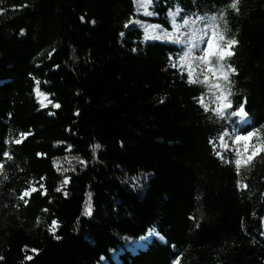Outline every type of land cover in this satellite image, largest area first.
Returning a JSON list of instances; mask_svg holds the SVG:
<instances>
[{
  "label": "trees",
  "instance_id": "trees-1",
  "mask_svg": "<svg viewBox=\"0 0 264 264\" xmlns=\"http://www.w3.org/2000/svg\"><path fill=\"white\" fill-rule=\"evenodd\" d=\"M228 3L165 0L143 19L170 29L176 4L194 18ZM239 8L227 15L239 40L228 61L238 69L233 103L246 98L264 134V0ZM0 9V149L13 154L0 174V264H173L181 253L180 264H264V153L239 174L216 155L209 141L217 147L233 121L206 112L205 87L170 66L178 46L128 24L133 0H0ZM37 88L61 107L43 108ZM30 182L40 190L25 205ZM151 231L163 239L137 247Z\"/></svg>",
  "mask_w": 264,
  "mask_h": 264
},
{
  "label": "snow or ice",
  "instance_id": "snow-or-ice-1",
  "mask_svg": "<svg viewBox=\"0 0 264 264\" xmlns=\"http://www.w3.org/2000/svg\"><path fill=\"white\" fill-rule=\"evenodd\" d=\"M165 2V0H133L135 11L146 16L157 15L156 5ZM240 0H230V3L224 5L217 13L208 15L193 14L194 18H190L187 14H183L184 10L178 4L174 8L170 7L167 11L166 21L170 25V29H165L162 25L153 26V35H147V39L164 40L172 45H179V49L169 57L170 66L177 69L181 77L187 74V83L204 85L206 90L211 93L213 97L214 108H211L212 114L219 119L236 118L240 121V131H232V143L237 145L232 148V158L226 159L224 152L228 151V145L225 143L224 136L227 133L219 135V142L222 151H216V144L214 141L209 142L213 144V150L216 155L225 163H232L235 166L237 174L241 172L242 168H247L253 159L264 153V134L258 133L251 120L248 111L246 110L247 99L242 101L237 100L233 103L234 80L233 77L238 75V69L234 64L228 61L235 55V48L239 45V40L236 34L228 35L230 29L228 27L227 15L228 11L232 10L239 15ZM26 6V5H25ZM5 10L0 9V14ZM83 19V18H82ZM128 24L135 26L136 21L129 20ZM128 24L125 27H128ZM23 35V29L21 30ZM123 35V33H121ZM6 81L0 80V85ZM38 98L40 96L47 97V94L41 93L36 89ZM41 105H44L45 100L40 99ZM48 104H53L52 100H47ZM199 103L208 112L210 109L208 105L204 104L203 95L199 98ZM55 108H60L59 103L53 104ZM78 115V113H77ZM248 129H252L249 131ZM31 133H20V138L4 141L5 145L14 143L20 145ZM71 147V146H69ZM94 149H99L101 145L95 144ZM41 155V154H38ZM13 154L8 149H0V174H3L4 161L12 160ZM7 179V176L4 177ZM68 177H65L63 184L69 182ZM238 187L247 189L246 183L238 181ZM33 183L24 188L18 196L20 201L25 205L29 202L32 193L39 191ZM56 191H62V188H57ZM46 195V190L42 192ZM67 196V192L63 193ZM19 206V205H17ZM47 211V209H44ZM85 216L91 217L93 215V207L91 204H86L84 208ZM59 227V221L53 219L50 231L55 232ZM159 236V233H154ZM264 234V233H262ZM59 238V237H57ZM163 239V237H160ZM33 252L37 251L32 249ZM32 257H27L31 259ZM183 258L182 253L178 255L173 264H180ZM3 257H0L2 260Z\"/></svg>",
  "mask_w": 264,
  "mask_h": 264
},
{
  "label": "rangeland",
  "instance_id": "rangeland-1",
  "mask_svg": "<svg viewBox=\"0 0 264 264\" xmlns=\"http://www.w3.org/2000/svg\"><path fill=\"white\" fill-rule=\"evenodd\" d=\"M154 17H155V15H152V16H146V15H143L142 13H137V12H136L135 17L132 19V20L136 21V24H135V26H133L132 24H130V26H131V27H134V28H138V29H140L142 32H144L145 37H146L145 29H147V35H153V34H154L153 26H154L155 24L150 23L149 21L144 20L143 18L150 19V18H154ZM146 40H147L148 42H162V43H168V42H166V41H164V40H153V39H147V37H146ZM169 44H170V43H169ZM175 46L180 47L179 45H175ZM202 86H204V85H202ZM204 87H205V86H204ZM38 89H39V88H38ZM205 89H206V87H205ZM39 91H40V89H39ZM40 92L43 93L42 91H40ZM35 93H36V98H37L38 102L40 101V99H44V100H45L44 105H41V103L39 102L40 105H41L43 108H48V107L52 106V104H48V103H47V100H49V97H48V96L45 97V96L42 95V96H40V97L38 98V96H37V92H36V91H35ZM203 100H204V104L208 105V107H209V109H210L209 112H211V108H214V107H215V104L213 103V97H212L211 93H209L207 90H206L205 95L203 96ZM222 120H227L228 122L233 121V122L231 123L230 129H227V130L224 132V133H227V134H225V136H224V140H225V143L228 145V148H229L228 151H226V152L223 153L224 156H225V155L232 154L231 149L237 147V145H235V144L232 143V139H233V137H232L231 133H232L233 130H235L236 132H239V131H240V128H239V123H240V121H239L238 119L234 118V117H233V118H228V119H222ZM224 133H223V134H224ZM216 151H222V148H221V146H220V142L218 143V146L216 147ZM136 185H137V183L134 184V185L132 184L131 186L134 187V186H136ZM154 233H156V232H155V231H151V232L147 235V237H145L144 239H142V240L137 244V247H140V246H144V247H145L146 244H147L148 242H150L153 238H156V239H158V240H162V239L160 238V236H157V235H155ZM135 248H136V247H135Z\"/></svg>",
  "mask_w": 264,
  "mask_h": 264
}]
</instances>
